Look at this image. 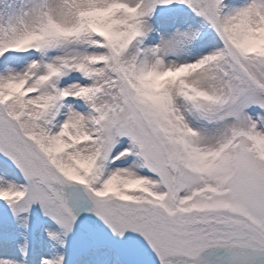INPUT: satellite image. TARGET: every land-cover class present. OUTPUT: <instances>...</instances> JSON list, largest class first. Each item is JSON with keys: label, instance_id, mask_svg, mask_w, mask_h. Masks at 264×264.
<instances>
[{"label": "snow or ice", "instance_id": "1", "mask_svg": "<svg viewBox=\"0 0 264 264\" xmlns=\"http://www.w3.org/2000/svg\"><path fill=\"white\" fill-rule=\"evenodd\" d=\"M0 210V264H264V0H0Z\"/></svg>", "mask_w": 264, "mask_h": 264}, {"label": "rangeland", "instance_id": "2", "mask_svg": "<svg viewBox=\"0 0 264 264\" xmlns=\"http://www.w3.org/2000/svg\"><path fill=\"white\" fill-rule=\"evenodd\" d=\"M32 227L33 231L30 238L32 240L33 253H35L46 243L43 234L44 221L40 220L38 213L33 216ZM18 242L19 236L11 217L6 211L0 210V253L14 252ZM29 264H34L33 255L29 256Z\"/></svg>", "mask_w": 264, "mask_h": 264}]
</instances>
